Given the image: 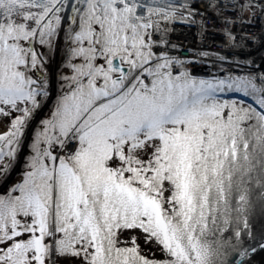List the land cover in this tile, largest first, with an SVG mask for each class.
I'll return each instance as SVG.
<instances>
[{
  "label": "snow or ice",
  "instance_id": "1",
  "mask_svg": "<svg viewBox=\"0 0 264 264\" xmlns=\"http://www.w3.org/2000/svg\"><path fill=\"white\" fill-rule=\"evenodd\" d=\"M197 14L186 0H0L5 183L49 98L61 37L72 73H57L63 91L33 131L20 178L0 192V264H214L206 237L229 225L236 178L264 174V74H174L183 62L157 52L172 31L160 22ZM141 239L163 258L143 254ZM223 243L241 260L264 252L247 220Z\"/></svg>",
  "mask_w": 264,
  "mask_h": 264
},
{
  "label": "built area",
  "instance_id": "2",
  "mask_svg": "<svg viewBox=\"0 0 264 264\" xmlns=\"http://www.w3.org/2000/svg\"><path fill=\"white\" fill-rule=\"evenodd\" d=\"M162 2V0H157ZM185 0H179L184 3ZM194 5L198 14L190 19L196 23L161 21V28L168 25L172 29L165 36L170 44L160 45L157 51L182 58L185 67L205 75L224 71L236 73L242 70L233 58H249L254 65L252 71L264 65V0H249L245 13L237 7L240 0H186ZM183 11V10H181ZM187 15V13H185ZM231 21V22H230ZM228 29L230 36L225 32ZM184 32L187 39L179 38L177 33ZM158 33L155 38H159ZM177 45L175 49L171 45ZM206 53V55H202ZM247 71V70H246Z\"/></svg>",
  "mask_w": 264,
  "mask_h": 264
},
{
  "label": "rangeland",
  "instance_id": "3",
  "mask_svg": "<svg viewBox=\"0 0 264 264\" xmlns=\"http://www.w3.org/2000/svg\"><path fill=\"white\" fill-rule=\"evenodd\" d=\"M66 48L67 45L63 42V39L61 37L59 47H57L56 49V56L57 58H60L59 64L56 68V76H54L52 80L49 79V88L51 87L52 83L49 98L44 101L40 114L36 117V121L31 126L27 137H24L26 140L24 139V143H22L20 149L18 150L17 159L14 162V167H12L8 174L7 182L5 183L2 179H0V192L6 191L8 187H10L20 178L24 170L25 158L30 154L28 144L31 142L33 131L35 130L39 120L47 116L49 111L52 109L57 95L63 91V81L58 79L57 73L60 72L66 76H70L72 74L71 69L61 67L65 62ZM43 50L44 49L42 48L41 51ZM51 56L52 58L54 57V49L51 53ZM76 62H79V60H77ZM8 123L9 121L7 119L0 120V129L7 128ZM236 180L239 187L237 188L234 186L230 199V223L229 225L225 226L221 221L220 226L224 227L225 231L210 232L207 235L206 239L211 248L223 244L225 240H229V238L232 237V231L234 229H242L244 220H247L249 229L252 233L257 232L264 227V174H261L259 168L257 167L254 171L245 175L242 179L238 176ZM241 194L245 195L246 197V202L243 205H241L239 201V196ZM241 208L242 211L238 212L237 209ZM244 239L248 240V237L245 236ZM139 243L143 250V254L147 255L149 258H163V254L161 253L158 246L145 245L143 239H141ZM56 264H75V262L69 260H57ZM250 264L258 263L256 261H252Z\"/></svg>",
  "mask_w": 264,
  "mask_h": 264
},
{
  "label": "water",
  "instance_id": "4",
  "mask_svg": "<svg viewBox=\"0 0 264 264\" xmlns=\"http://www.w3.org/2000/svg\"><path fill=\"white\" fill-rule=\"evenodd\" d=\"M52 87V85H51ZM218 96L220 97H236L239 96L241 94H234V93H217ZM248 102L252 103L253 101L251 100V98H248ZM4 131H7L6 129H1L0 133H3ZM20 159V156H19ZM257 237H259L261 234H264V227L262 229H260L257 232H253ZM247 243H251L250 240H246ZM247 246V244L245 245ZM215 249H218L220 254H214L212 256V260L214 262V264H243V260H241V258L238 255V252L233 251L230 247H228L225 244H222L219 247H216ZM246 258V257H245ZM244 258V259H245Z\"/></svg>",
  "mask_w": 264,
  "mask_h": 264
},
{
  "label": "bare ground",
  "instance_id": "5",
  "mask_svg": "<svg viewBox=\"0 0 264 264\" xmlns=\"http://www.w3.org/2000/svg\"><path fill=\"white\" fill-rule=\"evenodd\" d=\"M177 35L179 36V38L187 39V34H185L184 32H179V33H177ZM56 49H57V47L54 48V57L52 58V60L49 62V65H48V78L51 80L54 76H56V68H57L59 61H60V58H57V56H56ZM51 85H52V83H51ZM34 121L32 122V125H33ZM30 129H31V127H29L27 129L28 133H29ZM252 261H256L258 264H264V252H257L254 255H250L249 257H246L245 259H243V264H250Z\"/></svg>",
  "mask_w": 264,
  "mask_h": 264
}]
</instances>
